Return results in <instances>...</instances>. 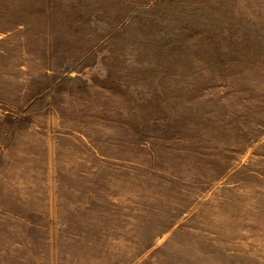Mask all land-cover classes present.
I'll return each mask as SVG.
<instances>
[{
    "label": "rangeland",
    "instance_id": "1",
    "mask_svg": "<svg viewBox=\"0 0 264 264\" xmlns=\"http://www.w3.org/2000/svg\"><path fill=\"white\" fill-rule=\"evenodd\" d=\"M0 264H264V0H0Z\"/></svg>",
    "mask_w": 264,
    "mask_h": 264
}]
</instances>
